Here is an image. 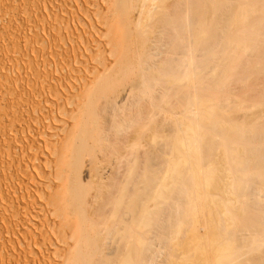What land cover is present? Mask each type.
<instances>
[{"label": "bare ground", "instance_id": "6f19581e", "mask_svg": "<svg viewBox=\"0 0 264 264\" xmlns=\"http://www.w3.org/2000/svg\"><path fill=\"white\" fill-rule=\"evenodd\" d=\"M0 20V264H264V0Z\"/></svg>", "mask_w": 264, "mask_h": 264}, {"label": "rangeland", "instance_id": "374dc122", "mask_svg": "<svg viewBox=\"0 0 264 264\" xmlns=\"http://www.w3.org/2000/svg\"><path fill=\"white\" fill-rule=\"evenodd\" d=\"M13 11L16 12V10H13ZM1 24H2V21L0 20V25H1ZM130 79H131L130 81H129V78L127 79V80H128L127 83H128V82H130V83H132V82H133V83H136V82H137V79L134 78V77H131Z\"/></svg>", "mask_w": 264, "mask_h": 264}]
</instances>
